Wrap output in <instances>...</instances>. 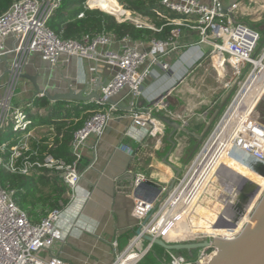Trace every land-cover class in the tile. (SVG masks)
<instances>
[{
    "label": "built area",
    "instance_id": "built-area-1",
    "mask_svg": "<svg viewBox=\"0 0 264 264\" xmlns=\"http://www.w3.org/2000/svg\"><path fill=\"white\" fill-rule=\"evenodd\" d=\"M61 3L62 0H15L10 8L0 15V59L10 54L15 56L11 77L6 82L5 94L0 99V128L10 126L13 131H25L27 136H31L32 118L24 107H16L12 103L21 77L20 73L30 55L40 54L52 64H57L62 55L66 54L68 57H84L108 65L112 75L107 82L101 84L100 91H97L101 99L92 100L102 105V110L88 118L84 126L74 133L70 144V150L74 155L73 161L66 162L62 158L47 154L43 161L25 158L18 164L19 157L23 155L18 149L20 141L11 147V157L5 164L8 169L26 175H30L33 169L41 172L40 169L44 167L50 169V172L60 173L69 186V201L76 197L77 185L84 175L79 163L82 158L81 150L86 145L87 139L91 135L101 137L108 123L117 116L119 104L113 100V97L120 91L128 89V92L136 98L143 93L145 82L156 66H161L165 70L172 68L171 64L162 57L178 47L177 37L180 26L198 31V44L209 49L207 53L202 51L198 59H208L212 68L219 74L223 70L224 75L227 74L228 68L235 74H241L247 65H255L254 53L262 38L259 29L235 17L237 4L226 9L220 0H212L210 4L204 0H162V5L170 14L155 9L156 16L166 17L167 24L176 26L167 39L134 41L123 38L115 41L105 34L93 37L87 35L82 41L63 39L48 25ZM86 8L93 9L89 0ZM125 11L126 13L122 15L115 14L119 22L130 21L138 28L147 27L157 31L163 27L158 28L148 23L146 20L148 17L142 14L136 19L129 20V12ZM124 15L128 16L124 17ZM83 16L84 13L79 15V17ZM8 37L14 40L11 47L6 45ZM116 43L118 47H115ZM41 96H45L44 92H37L36 98ZM164 100L163 97L153 107L133 110V123L141 127H149L150 135L158 137L164 132L165 127L153 116V112L156 108L164 107ZM232 141V149H238L249 159L264 164V123L251 118L246 125L234 132ZM211 142L204 147L200 157L206 153ZM120 147L129 154L134 153V148L130 145L122 143ZM204 154L200 158V163L197 166V162L192 165L188 174L177 182L163 201L149 200L139 194L133 196L132 212L138 227L130 245L115 255L112 264H140L152 249L149 242L146 248L140 249L145 241L144 234L164 238L169 243L195 242L188 237L170 238L167 230L177 224L176 217L172 214L173 209L182 202L184 204V198L191 196L188 188L199 166L200 170L202 169ZM146 180V175L139 174L136 185L141 186ZM166 190L167 188H162V191ZM61 214L62 208H55L39 222H33L27 211L16 202L15 189L0 182V264H70L58 255L43 254L63 238L62 231L58 227ZM113 248L116 252L117 242L113 243ZM170 252L171 260L165 264H206L217 252V248L213 245L202 248L194 261L183 254H175L172 250Z\"/></svg>",
    "mask_w": 264,
    "mask_h": 264
},
{
    "label": "crops",
    "instance_id": "crops-1",
    "mask_svg": "<svg viewBox=\"0 0 264 264\" xmlns=\"http://www.w3.org/2000/svg\"><path fill=\"white\" fill-rule=\"evenodd\" d=\"M220 1L226 9L237 4L235 17L238 20L241 15L264 11V6L258 5L259 2L264 4V0ZM251 5L256 7L251 8ZM262 25L253 26L264 36ZM179 28L178 47L162 57L172 68L165 70L156 66L145 82L143 93L136 98L128 89L115 95L113 100L119 104L116 118L108 123L101 137L91 135L87 139L79 163L84 175L77 185L76 197L62 208L58 222L63 238L45 251V256L58 255L70 264H112L115 255L130 245L138 227L132 212L133 196L139 194L159 202L167 198L222 128L226 117V114L221 117L222 107L230 88L220 97L215 95L231 69L228 68L226 75L219 74L208 59H198L202 51L208 52V47L198 44L197 30L187 26ZM13 42L12 37L6 39L9 47ZM14 58L10 54L0 59V99L11 77ZM22 72L34 76L38 87L51 94L66 93L70 89L84 90L85 94L100 91L101 84L112 75L108 65L88 58L64 54L57 64H52L37 53L27 58ZM230 85L229 81L223 84L225 88ZM37 91L29 78L19 77L13 105L36 110ZM163 97L164 107L156 108L153 116L165 129L158 137H153L149 127L133 123L132 112L153 107ZM55 132L54 124L38 125L32 127L31 137ZM122 143L132 146L134 153L122 149ZM139 174L146 175L145 182L151 181L167 190H143L136 185ZM114 242H117L116 252ZM147 245L148 241H143L140 249Z\"/></svg>",
    "mask_w": 264,
    "mask_h": 264
},
{
    "label": "trees",
    "instance_id": "trees-1",
    "mask_svg": "<svg viewBox=\"0 0 264 264\" xmlns=\"http://www.w3.org/2000/svg\"><path fill=\"white\" fill-rule=\"evenodd\" d=\"M14 1L0 0V15L8 10ZM122 1L127 8L144 16H156L155 9L170 14L164 9L162 0ZM86 3L87 0H62L48 25L59 37L77 41H82L87 35L93 37L99 34H105L115 41L123 38H130L134 41H148L153 38L162 40L167 39L175 27L166 22L158 31L147 27L138 28L130 21L119 22L114 14L104 12L101 8L88 9ZM81 13H84L83 17H79ZM158 25L161 26V23ZM34 105L36 110L26 109L33 120L31 127L54 124L56 132L52 137L45 138L38 143L35 142L29 150L23 152V156H29L28 158L32 161H43L47 154H52L66 162L73 161L74 155L70 150V144L74 133L84 126L88 118L101 111L102 105L96 102L76 103L65 100L52 104L47 96L37 97ZM41 108H46L47 111L41 112ZM16 133L10 126L0 128V182L15 189L18 205L27 211L30 220L39 222L53 208H63L68 204L69 197L66 194H69V186L61 175H56L54 172L49 174L50 169L46 167L40 169L43 173L39 180L8 169L5 164L11 157V147L19 142L20 136ZM40 184L53 187V191L45 193L41 190ZM150 251H153L158 258L164 259L162 264L171 260V252L166 251L160 245H153Z\"/></svg>",
    "mask_w": 264,
    "mask_h": 264
},
{
    "label": "rangeland",
    "instance_id": "rangeland-1",
    "mask_svg": "<svg viewBox=\"0 0 264 264\" xmlns=\"http://www.w3.org/2000/svg\"><path fill=\"white\" fill-rule=\"evenodd\" d=\"M115 1L124 10H127L129 12L128 13L129 20L136 19L139 15H141L127 8L126 4L122 0H115ZM258 5L264 6L263 2H259ZM91 6L94 7L93 4H91ZM102 7H94V8H101L102 10H104V12L112 13V11L108 7H104L108 11H106ZM254 7L256 6L251 5V8ZM164 9L167 10L166 7ZM128 15H124V17ZM147 17H148L146 19L147 22L153 24L158 28L164 26L165 23L167 22L166 17H157V16H153V17L147 16ZM240 19L246 20L252 26L259 23L264 25V11L260 13L258 12V14L256 13L253 15H241ZM159 23H161V26L158 25ZM263 53H264V36H262L259 42V46L256 52L254 53V58L256 60L261 59ZM258 72L259 69H256L255 65L249 64L245 67L244 71L238 75H233V73L230 70V74L225 76L223 82L221 81L222 85L219 86L220 89L215 96L220 97L222 94H224V92L227 89L229 90L230 88L229 96L225 100L221 113V117L226 114L225 121L234 113L233 111H235L238 97L243 92L246 83L254 76V74H257ZM227 81L231 82V85L225 88L223 84H226ZM238 116L241 119L243 117V113L239 112ZM251 118H256L260 122L264 123V92H262L261 95L258 98H256L253 105L250 107L249 111L241 121V124L239 125L238 129L246 125V123ZM234 130L232 131V136L233 133L235 132ZM15 132H17L16 134L20 136L19 142L21 141V143L19 144L20 146L18 147V149L19 152H21L22 154L24 151L29 150L32 147V145L35 144V142L38 143L39 141H43L45 138L53 136V134H36L35 137H31V136H27L25 131H15ZM45 144H47V142H45ZM232 147H233V142H230L217 157L215 163L212 165L209 175L204 180L202 186L199 187V192L195 195V197H193L192 202L189 206L190 208L188 207L186 211L179 214L181 216L177 217L176 219L178 223H182L183 229L181 230L179 224L177 223L175 226L176 228H178V230L181 231H175L173 228H171L170 230H168V235L170 236V238L174 239V238L188 237V239H194L195 242L203 241L206 239H211L216 236H212L208 234H200L192 238H189V236L198 232L215 234V235H219V234L231 235L236 231H239L240 228L244 227L243 225L247 223V222H243V220H245V216H247V221H248L249 215L252 214L254 210L252 209L251 211V207L253 206L252 202H250V204L246 208V211L249 210V215L246 214L245 212V214L242 217H240V219L234 220L235 218H233L234 217L233 213L235 212L233 210V205H232L233 201H231L230 197L235 192V190H237V187L240 184H242L241 182L247 179L249 181L256 183L257 186V190H255V192H253L254 194H252V199L257 195L259 198V195L263 192L264 189V179H262L263 177L258 175L256 172H254L246 165L245 161L248 160L249 158L245 154L240 152L238 149H232ZM28 157H24L23 155L20 156L18 164H20L23 159ZM201 157L199 156V158L197 159L196 166L198 165V163H200ZM53 172L56 175H60V173L56 171ZM53 172H50L49 174H52ZM42 173H43L42 171L39 172V170L33 169L29 176L33 177L35 180H39ZM40 188L45 193H50L53 191V187L44 184H40ZM66 196L69 197V194L67 193ZM215 208L219 210L216 212ZM201 249L198 248L192 251L172 250V252H174L175 254H183L189 260L194 261L197 259L199 253H201ZM165 250L170 251L167 249ZM163 261L164 259L158 258L153 251H150L142 260L141 264H162Z\"/></svg>",
    "mask_w": 264,
    "mask_h": 264
},
{
    "label": "water",
    "instance_id": "water-1",
    "mask_svg": "<svg viewBox=\"0 0 264 264\" xmlns=\"http://www.w3.org/2000/svg\"><path fill=\"white\" fill-rule=\"evenodd\" d=\"M20 76L29 78L36 85L37 92H44L45 96L53 102L65 100L85 103L93 99H101L97 91L85 94L84 90L75 91L70 89L66 93L51 94L38 87L34 76L23 72L20 73ZM245 162L250 169L264 177V164L262 162L255 159H248ZM241 183L230 197L231 201H233L232 205L235 212L233 213L234 220L240 219L245 214L246 208L252 200V194L257 190L256 183L252 181L246 179ZM140 188L146 191L152 188L154 191L160 192L163 187L147 181ZM250 216V222H247L241 231L231 239L213 237L211 240L169 243L164 238L155 237L150 234H144L143 237L149 242L150 248L157 244L167 250L192 251L198 248H208L210 245H213L217 248V252L209 258L206 264H264V191Z\"/></svg>",
    "mask_w": 264,
    "mask_h": 264
},
{
    "label": "bare ground",
    "instance_id": "bare-ground-1",
    "mask_svg": "<svg viewBox=\"0 0 264 264\" xmlns=\"http://www.w3.org/2000/svg\"><path fill=\"white\" fill-rule=\"evenodd\" d=\"M89 3L93 4L94 6L101 5L104 7H108L113 13H115L117 15H122V13H126V11L115 0H89ZM92 8H94V7L92 6ZM255 66H256V69H259V72L257 74H254V76L246 83V85L244 84L245 85L244 90L238 97V101L236 104L235 111H233L234 113L229 118L226 119V121L224 122V124L220 130V133L217 134L219 136L218 137L216 136L214 138V140H212V142L208 146V149L206 150V153L204 154V157L202 160H204V159L205 160L202 164L203 165L202 169L200 170V166H199V169H198L192 183L190 184V186L188 188V193H190L191 196H189L188 198L187 197L184 198L185 203L183 204V202H182L173 209L172 214L174 215V217H176V219H177V217L181 216L179 214L186 211L187 208L190 206L193 197H195V195L199 192V187L202 186V184L204 183V180L209 175L210 170L212 168V165L215 163L217 157L220 155V153L225 149V147L230 142H233L232 141V137H233L232 131L234 129H235L234 130L235 132H236V130H238V127L241 124V121L243 120V118L245 117L247 112L249 111L250 107L253 105L256 98H258L261 95V93L264 92V54H263V57L261 59L256 60ZM220 73L222 74V73H224V71L221 70ZM239 112L243 113V117L241 119L238 116ZM216 139H217V142H216ZM262 179H264V177ZM263 191H264V189H263ZM260 195H259V197H260ZM257 199H258V195L255 196L251 200L253 205L255 204ZM215 207H217V206H215ZM252 207H251V209H252ZM218 210L219 209H216V212ZM246 214L249 215V210L246 211ZM191 217H192V215H191ZM250 217L251 216L249 215V219L247 221V216H245V220H243V222H250V220H251ZM178 224L182 230L183 229L182 223H178ZM243 226H245V224ZM171 228H173L175 231H181V230H178V228H176L175 225L172 227H169L168 230H170ZM242 228L243 227H241L239 231H236L235 233H233L231 235H225V234L215 235V234L198 232V233L192 234L189 237H194V236H197L200 234H208V235H212V236H216V237H223L224 239H231L236 234H238V232H240Z\"/></svg>",
    "mask_w": 264,
    "mask_h": 264
}]
</instances>
